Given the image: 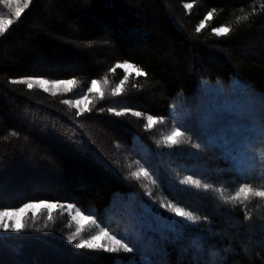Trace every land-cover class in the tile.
Masks as SVG:
<instances>
[{"label":"trees","instance_id":"trees-1","mask_svg":"<svg viewBox=\"0 0 264 264\" xmlns=\"http://www.w3.org/2000/svg\"><path fill=\"white\" fill-rule=\"evenodd\" d=\"M30 76L103 89L79 110L13 82ZM179 100L184 136L169 146ZM245 184L264 190V0H30L0 34V208L69 203L112 229L149 214L131 252L76 247L65 212L28 216L19 232L0 227V264H264V245L246 242L264 240V197L230 201Z\"/></svg>","mask_w":264,"mask_h":264},{"label":"snow or ice","instance_id":"snow-or-ice-1","mask_svg":"<svg viewBox=\"0 0 264 264\" xmlns=\"http://www.w3.org/2000/svg\"><path fill=\"white\" fill-rule=\"evenodd\" d=\"M13 2V0H5V3H7L9 6H11V3ZM18 3V0H17ZM29 7V0H24V5L23 8L21 7H17L16 10L13 13V16H15L16 18H19L22 11L25 8ZM212 16V13L209 12L208 16L206 17V19H210ZM13 23V21L11 19H2L0 18V34H4L6 32V30L8 29L9 25H11ZM204 27V23L202 22L200 24V26L197 28V31H200L201 28ZM213 31L217 34V35H222V34H227L230 29L227 27H218V28H214ZM118 68H123L125 71H127L128 69H133V71H135L136 75H146L141 69L139 68H134L133 65L129 64V63H123V64H117ZM114 71V69H113ZM125 79H127V77H125ZM14 83H26L27 87L29 89H31L33 87V82H29L28 80H21V81H13ZM34 83L38 84L45 92L48 91V88L46 87V85L49 84V81L46 79H36L34 81ZM52 87L55 88L60 84H64V85H72L74 83V81L72 80H67V81H52ZM121 84L124 83L123 80H121L120 82ZM97 84V81L93 80L92 81V88H89V91H93L95 89V86ZM66 90H68L66 88ZM120 87L118 86L115 90H114V94H118L120 92ZM56 93H53V95H55ZM85 99L82 100H76L75 102L65 99L62 102L65 104H69L72 106H79L81 103H85ZM87 110V109H85ZM117 115H120L121 113H116ZM134 115H141L140 113H134ZM148 124L147 127L151 128L155 123H157V121L152 117V116H148ZM184 136V132H182L179 127L175 128L170 135H167L164 137V141L167 142V144L169 146L171 145H176L178 143H181V137ZM199 147V145H197ZM132 175L136 178H139L140 176H144L145 178L151 179V177L149 176V173L147 171H145L143 168L140 169L139 172H134L132 173ZM183 183H190V184H194L196 187H203L205 189H208L209 187H211L210 185H208L207 183H203L200 180H193L192 177H186L184 181H182ZM251 196H255V197H264V190H260V191H256L254 190L252 187H249L247 184L241 186L238 191L235 193L234 196L230 197V201H237V200H243V201H247L249 200V197ZM229 202V201H226ZM57 207V205L55 203H47V202H39V203H26L21 207L18 208H14V209H3L0 210V227H2L5 230H9V228H11V230L13 231H21L24 227V224L22 222L23 217L27 214V212L29 210H32V216L33 218L36 217L37 215V210L39 209H47L48 210V219L51 220L53 217L51 215L52 210L55 209ZM72 205H68V208H72ZM168 208H170L173 212H175V214L177 216H181V217H185L186 219L196 222L198 220H200L201 218L198 215H195L193 212L190 211H185L183 208L181 207H176L173 204H168L167 205ZM77 217L80 218V221H88L91 220L92 217L91 216H85L82 215L80 210L76 211V215L75 217H73V219H76ZM9 221L11 222V224H9ZM83 229L78 227L76 232L73 233L71 236H69V240H74L77 236L81 235ZM107 237L112 245H114L113 247H108L107 245L101 244L100 241L104 238ZM76 247L78 248H88V249H96V248H103L105 251H118L119 249H123L126 252H131L133 251V249L131 247L128 246V244L126 242H122L120 239H116L115 236H110L109 233L101 228L99 230L98 233H96L95 235H90V238L88 239H80L79 243L76 244Z\"/></svg>","mask_w":264,"mask_h":264},{"label":"rangeland","instance_id":"rangeland-1","mask_svg":"<svg viewBox=\"0 0 264 264\" xmlns=\"http://www.w3.org/2000/svg\"><path fill=\"white\" fill-rule=\"evenodd\" d=\"M1 3L4 6V10H6V12L4 14H0V18H2V19H11L12 21H14L16 19V17L13 16V13L16 10L17 7L23 8L24 0H18V3H17V0H13V2L11 3V6H9L7 3H5V0H1ZM126 72H135V71H133V69H128ZM36 79H46V80H48L49 84L46 85V87L48 88L49 92H53V93H58L59 92V93L68 94V95H70V97H68L67 99L71 100L73 102H75L76 100H82V99L86 98L85 103H81L79 106H75L79 110H83L84 108L87 107V105H88V103H89V101L91 100V97H92V95H90L91 92L101 93V91L103 89V83L101 84L99 81H97V84H96L95 89L93 91L90 92L89 89H88L87 91H84L82 94H74V95H72L73 89L75 87V83H73L72 85H67V86L64 85V84H60V85H58L55 88L52 87V83H51L52 81H67V80H72V79H48V78H45V77L30 76V77L21 78L20 80H28L29 82H33V86L40 87L38 84L34 83V81ZM92 87H93V85L91 83L89 88H92ZM66 88L68 90H66ZM221 92H222V90L214 89L212 86L205 85V84H203L198 90V93L200 95L201 94L206 95L208 93V94H212V95H210L212 97L219 96V93H221ZM188 101L185 102L183 100H179L173 105V109H172V112H171V127L169 128L170 132L167 135H170L171 132L177 127H179V129L181 130V127L179 126V123L182 122L185 119V117H186L185 111H186L187 107H185V104ZM186 105L188 106V104H186ZM147 118H148V116H147ZM153 118L156 121L159 120L158 118H155V117H153ZM241 186H243V185H241ZM237 191H238V189H237ZM256 191H259V190H256ZM250 197H254V196L250 195ZM41 201L47 202V203H55L57 205V207L55 209H53L52 211L57 210L59 212H65L66 213V215L70 218V220H69L70 221L69 222V224H70L69 235L70 236L73 233L76 232L78 227L83 229L81 235H79V236H77L75 238L78 243H79L80 239H88V238H90V235H95L96 233L99 232V230L101 228L105 229L109 233L110 236H115L116 239H120L122 242H126L127 243V241L129 239H134V238L137 239L139 237L138 236V233L140 231L139 230V224L143 223L144 226H146L148 224L147 218H149V214L145 213V209H147V208L146 207H142V206H141V210L140 209H134L133 220H129V221H131L130 223L125 224L126 222L125 223H120L119 221H117L116 226L113 229L99 225L93 219V217H92L91 220H88L86 222L80 221L79 217H77L76 219H73V217H75V215H76V211L80 210V209L77 206L69 204V203H58V202L47 201V200H38V201H28V202L23 203L20 206L13 207V208H7V209H14V208L21 207V206H23L26 203H39ZM68 205H72L73 207L72 208H68ZM3 209H5V208H0V210H3ZM40 212L44 213V214H46V213L48 214V210L47 209H39V210H37V214L40 213ZM81 213H82V215L89 216V215L85 214L82 211H81ZM31 215H32V210H29L27 212V214L22 219L23 224L25 222V219L28 216H31ZM140 217H142V222L141 223H140V221H141ZM9 224H11L10 221H9ZM226 224L227 225L224 226V228H223L224 231L228 230L227 227L230 229V228H232L234 226V223L232 221H229V220H226ZM9 229H11V228H9ZM228 231H229V234H231V235H234L237 232L236 229H232V230H228ZM246 242H247V245H251V246H253L254 244H259V243L264 245V240L263 239H262V241H255L252 238L247 237ZM100 243L104 244V245H107L108 247H113L114 246V245H112L111 241L107 237H104L100 241Z\"/></svg>","mask_w":264,"mask_h":264}]
</instances>
